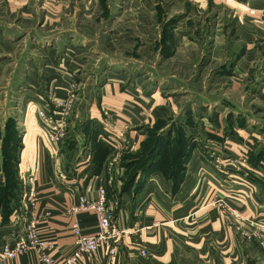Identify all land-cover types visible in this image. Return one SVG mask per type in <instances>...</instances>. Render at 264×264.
I'll use <instances>...</instances> for the list:
<instances>
[{
  "label": "crops",
  "instance_id": "crops-1",
  "mask_svg": "<svg viewBox=\"0 0 264 264\" xmlns=\"http://www.w3.org/2000/svg\"><path fill=\"white\" fill-rule=\"evenodd\" d=\"M167 1L0 0V14L1 7L5 6V18L8 19L9 14L13 21L5 23L3 16L0 17V35L14 36L16 40L12 42L17 46L26 38L30 42L31 39L53 38L50 45L40 49L48 54L45 77L52 83L62 75L56 60L57 50L65 54L66 67L73 78L94 72V67L83 71V63H78L80 55L87 56L99 49L108 53L130 51L132 37L142 40V36L146 38L156 33V51L170 58L195 43L192 41L195 33L207 29V25L199 21L200 14L203 13V22L211 14L209 63L220 66L236 53L234 75L230 77L242 84L254 82L258 74L249 70L264 64L261 58L264 0H233L234 5L250 8L251 13H232L231 7L224 4L226 0H196L198 5L194 0H181L187 10L169 12L165 6ZM172 3L179 5L178 0ZM116 7L120 9L118 12ZM193 8L202 9L193 12ZM258 15H262L261 20ZM229 33L237 44L235 51L229 47L232 44L228 41ZM0 43V54L15 51L14 44L4 47L3 41ZM32 48L35 50L37 46L34 44ZM106 62L109 69L117 66L114 58ZM1 74L0 68V77ZM95 75L92 74L90 85L96 84L98 76H104L99 85L100 98L115 120L109 133L123 134L116 146L111 145L116 153L101 156V145L91 136L94 142H88L90 149L86 158L76 162L79 150L72 143L67 161L62 143L54 144L52 150L49 144L37 142L33 136L31 152L26 158L29 167L25 169L30 170L28 174L32 179L25 180L26 192L8 197L6 208L0 199V247L11 234H22L23 220L34 218L40 235L53 243L51 253L67 254L74 247V221L84 232L96 231V217L92 212H75L71 208L79 204L80 195L89 200L96 198L102 187L107 204L115 212L120 233L100 244L93 253H83L78 264H264V172L254 166L258 171L249 175L246 187L235 184L236 189L229 190L228 186L217 184L211 188L212 175L220 181L227 178V174L213 172L210 170L213 167L207 171V160L197 155V146L184 158L185 170L180 174L163 172L159 165L149 174L133 171L122 161L123 152L141 145L143 121L150 124L161 115L159 106L165 104L164 98L157 91L148 95L141 85L130 84V75L123 70L117 72L114 68L111 73L106 70L103 74L97 71ZM55 92L58 97L66 95L63 89ZM253 95H256L254 101L264 96V85ZM89 126L88 139L93 130ZM74 164L80 165L73 167ZM201 173L211 185H205L198 194L196 182ZM30 191L35 195L33 201H30ZM213 197L221 198L226 206L236 209L248 220H234L222 212L225 208L207 205ZM14 202L15 206L10 207ZM17 213H20L18 217ZM110 246L114 247V252H109ZM6 264L42 263L38 252L31 248Z\"/></svg>",
  "mask_w": 264,
  "mask_h": 264
},
{
  "label": "rangeland",
  "instance_id": "rangeland-1",
  "mask_svg": "<svg viewBox=\"0 0 264 264\" xmlns=\"http://www.w3.org/2000/svg\"><path fill=\"white\" fill-rule=\"evenodd\" d=\"M194 2L197 5L199 3L196 0ZM178 3L179 5H175L177 3L173 4L172 0H168L166 10H187L181 0ZM224 4L231 7L232 13H251L250 8L234 5L233 0H226ZM4 9L5 6H2L0 17L3 16L5 23H13L9 14V18H5ZM116 9L117 12L120 10L118 7ZM200 9L202 8L191 10L197 12ZM261 17L262 15L258 19L261 20ZM203 18L201 13L199 21L207 25V29L199 33L197 31L192 37L195 43L187 45L185 52H178L177 56L168 58L156 51V33L146 38L142 36V40L141 37H132L128 46L130 51L108 53L99 49L87 56L80 55L78 63H83V71H91V67H94L93 73L88 72L89 76L86 73L73 78L70 69L66 67L65 54L61 49L57 50L56 60L62 75L52 83L45 77L44 65L48 54L40 49L50 45L53 38H40L42 41L31 39V42L26 38L25 42H20L17 46L12 42L16 40L14 36L0 35V42L3 41L4 47L15 45L14 52L5 51L0 54V199L4 201V205L8 203L6 197L26 192L24 181L30 174V170H25L29 167L26 158L31 152L33 136L37 142L49 144L52 150L54 144L59 146L62 143L64 159L67 161L72 143L79 150L76 162L86 158L90 149L88 142H94L91 136L101 145V156H114L116 152L110 144L113 137H110L109 127L115 125V120L113 113L109 114L106 103H102L99 91L104 76H98L96 84L90 85L92 74L95 75L97 71L103 74L106 70L111 73L114 68L117 72H128L129 83L141 85L144 93L150 95L151 92H159L165 102L159 106L162 113L158 118L150 124L143 121L145 126L141 145L133 151L123 152L122 161L130 165L133 171H143L144 162H158L163 172L177 173L176 162L179 163L197 146V155L207 160V171L213 167L211 171L227 174V178H221L220 181L210 175L214 183L211 188L217 184L226 185L229 190L236 189L235 184L246 187L249 175L258 171L254 166L264 172V96L260 95L254 101L256 95H253L263 88L264 64L259 62L256 68L249 70L258 74L253 83L242 84L230 77L234 75L236 53H232L220 66L209 63L208 50L212 40L210 23L213 20L211 14L207 16V21L203 22ZM102 38L99 37V41ZM228 41L232 43L229 47L235 51L237 44H234L235 39L230 33ZM34 44L37 46L35 50L32 48ZM111 58L117 60V66L109 69L106 61ZM261 58L264 59V50ZM118 61L126 65L119 64ZM95 65L99 68L96 69ZM57 89H63L66 95L56 96ZM64 100L70 101V110L65 115V135L61 141L53 143L46 138L44 125L36 111L43 108L56 111L57 101ZM120 108L123 112V107ZM89 124L93 130L88 139ZM243 159L246 161L243 162ZM261 159L263 161L260 163ZM245 171L249 172L247 176ZM198 184L197 181L196 185ZM213 199L215 197L210 198L207 205ZM15 204L16 202L9 206ZM222 212L229 214L227 210Z\"/></svg>",
  "mask_w": 264,
  "mask_h": 264
},
{
  "label": "built area",
  "instance_id": "built-area-1",
  "mask_svg": "<svg viewBox=\"0 0 264 264\" xmlns=\"http://www.w3.org/2000/svg\"><path fill=\"white\" fill-rule=\"evenodd\" d=\"M58 110L50 111L48 108L38 110L37 116L43 123L45 135L48 141L56 143L63 139L66 129V117L65 115L70 110V101H57ZM106 113V111H104ZM110 131V129H109ZM116 134V135H115ZM110 133V144L116 146L117 142L122 137V133ZM115 138V139H114ZM115 141V142H114ZM246 160L243 159V162ZM249 172L245 171L247 176ZM197 188V193H202V188L205 185L211 184L207 181L205 174L201 173ZM32 179L28 177V181ZM25 182V181H24ZM207 187V186H206ZM201 188V190H200ZM30 201H33L35 197L32 191L29 192ZM205 200V199H204ZM210 205H216L221 208H225L232 219L237 221H247L248 219L243 216L239 211L234 208H230L225 205L221 198L215 197L210 202ZM26 209V207H25ZM73 211H89L96 217V231L93 233H87L82 230L77 221L72 223V233L74 236V247L65 255H54L50 249L53 246L52 242L47 241L42 237L37 228V224L34 218L30 220H23V232L19 236L11 234L10 237L2 243L0 250V264H6L10 259L15 258L19 254L25 252L28 249H35L38 252L39 260L42 264H78L83 253H93L100 244L107 242L109 238L117 237L120 233V229L115 222V212L111 206L107 204L106 193L102 187H99L97 197L94 199H87L85 196H79V204L71 208ZM26 213V211H25ZM16 214V213H15ZM20 213H17L18 217ZM154 223H157L156 221ZM109 252H114V247H109Z\"/></svg>",
  "mask_w": 264,
  "mask_h": 264
},
{
  "label": "trees",
  "instance_id": "trees-1",
  "mask_svg": "<svg viewBox=\"0 0 264 264\" xmlns=\"http://www.w3.org/2000/svg\"><path fill=\"white\" fill-rule=\"evenodd\" d=\"M189 154H187V155H185L184 157H183V159L179 162V163H177L176 162V167L178 168V172L177 173H173V175H175V174H180L182 171H184L185 170V167H184V165H183V160H184V158H186L187 156H188ZM144 167H143V171L141 170V172L143 173V174H149L150 172H152V171H154V169L156 168V169H158V162L156 163H152V162H150V163H145L144 162ZM175 181V180H174ZM5 199H7V197L5 198ZM4 206H7V203H5V205Z\"/></svg>",
  "mask_w": 264,
  "mask_h": 264
}]
</instances>
